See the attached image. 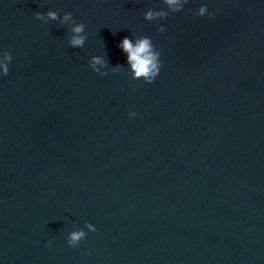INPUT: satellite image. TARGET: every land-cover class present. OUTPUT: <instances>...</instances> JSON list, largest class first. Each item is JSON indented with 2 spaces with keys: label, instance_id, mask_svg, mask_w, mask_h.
Here are the masks:
<instances>
[{
  "label": "water",
  "instance_id": "obj_1",
  "mask_svg": "<svg viewBox=\"0 0 264 264\" xmlns=\"http://www.w3.org/2000/svg\"><path fill=\"white\" fill-rule=\"evenodd\" d=\"M201 3L214 15H195ZM78 22L88 38L72 48ZM142 35L161 51L150 84L118 47ZM4 50L0 264H264V0L176 13L165 0H0ZM86 222L96 231L69 247Z\"/></svg>",
  "mask_w": 264,
  "mask_h": 264
},
{
  "label": "clouds",
  "instance_id": "obj_2",
  "mask_svg": "<svg viewBox=\"0 0 264 264\" xmlns=\"http://www.w3.org/2000/svg\"><path fill=\"white\" fill-rule=\"evenodd\" d=\"M168 8L173 12H180L184 6L188 3V0H165ZM195 15L197 16H212L213 12L209 11L207 3H201L199 8L196 10ZM37 18L43 19L44 14L36 13ZM47 17L52 20L58 19V14L54 11H48ZM72 13H65L63 20L68 21L71 19ZM146 20H164L167 18V13L163 10L149 9L145 14ZM158 30L160 32L166 31L164 24H158ZM72 36L69 40V46L72 48H83L88 38L86 32V24L84 22L73 23L71 28ZM118 47L126 56V65L128 71L131 73L132 80H143L145 83H152L156 77L160 74L162 68L161 51L153 43L150 36L142 35L137 37L135 40L130 36H124L118 44ZM13 56L9 51H2L0 53V78L7 76L10 71V65L12 63ZM90 68L98 73L100 76H107V65L109 64L108 58L105 55H93L88 61ZM122 68L124 65L114 66L115 68ZM103 69V70H102ZM135 91V88H133ZM139 114L130 110L128 112L129 118H136ZM87 231H86V230ZM96 227L91 222H86L84 228H76L67 233V245L71 248H77L80 242L84 240L88 232H95ZM47 246H52V241H47ZM86 252L88 250H85Z\"/></svg>",
  "mask_w": 264,
  "mask_h": 264
}]
</instances>
